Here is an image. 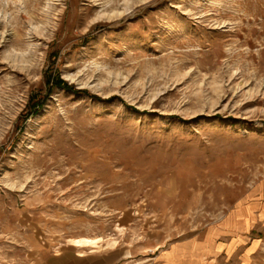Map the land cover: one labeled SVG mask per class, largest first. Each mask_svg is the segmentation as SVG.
Here are the masks:
<instances>
[{
    "label": "rangeland",
    "instance_id": "374dc122",
    "mask_svg": "<svg viewBox=\"0 0 264 264\" xmlns=\"http://www.w3.org/2000/svg\"><path fill=\"white\" fill-rule=\"evenodd\" d=\"M178 243L264 264V0H0V264Z\"/></svg>",
    "mask_w": 264,
    "mask_h": 264
},
{
    "label": "crops",
    "instance_id": "0c3cea01",
    "mask_svg": "<svg viewBox=\"0 0 264 264\" xmlns=\"http://www.w3.org/2000/svg\"><path fill=\"white\" fill-rule=\"evenodd\" d=\"M124 248H116L107 251H93L84 255L65 252L53 261L57 264H130L125 257ZM142 264H186L187 261L193 260L194 264H201V254L192 245L176 244L166 251H161L154 257L143 256ZM200 259V260H199Z\"/></svg>",
    "mask_w": 264,
    "mask_h": 264
},
{
    "label": "bare ground",
    "instance_id": "6f19581e",
    "mask_svg": "<svg viewBox=\"0 0 264 264\" xmlns=\"http://www.w3.org/2000/svg\"><path fill=\"white\" fill-rule=\"evenodd\" d=\"M67 243L79 249L82 248L92 249V248L102 247L101 240L99 238L80 237V238L69 239ZM115 244L116 242L112 240L104 242V245H109V246H114Z\"/></svg>",
    "mask_w": 264,
    "mask_h": 264
},
{
    "label": "trees",
    "instance_id": "16d2710c",
    "mask_svg": "<svg viewBox=\"0 0 264 264\" xmlns=\"http://www.w3.org/2000/svg\"><path fill=\"white\" fill-rule=\"evenodd\" d=\"M52 81H53L52 83L55 84L57 87L69 88V86H67V84L64 81L58 78H55Z\"/></svg>",
    "mask_w": 264,
    "mask_h": 264
}]
</instances>
